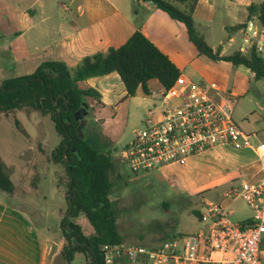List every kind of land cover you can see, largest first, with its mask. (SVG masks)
I'll return each instance as SVG.
<instances>
[{
    "label": "rangeland",
    "instance_id": "374dc122",
    "mask_svg": "<svg viewBox=\"0 0 264 264\" xmlns=\"http://www.w3.org/2000/svg\"><path fill=\"white\" fill-rule=\"evenodd\" d=\"M236 68L245 92L239 97L226 90L237 99L238 109L263 116L264 79H254L243 66ZM219 70L210 67L197 72L188 65L186 76L194 85L215 83L210 82L209 77L221 74ZM151 87L153 91L158 90L155 84ZM123 98L118 102L123 105L116 112L89 108L81 128L88 145L108 154L114 164L108 172L109 199L122 243L154 247L172 237L195 233L202 226L194 212H199L205 201L220 203L223 209L231 210L232 221L251 217V211L240 198L222 201V195L237 187L254 169L253 157L248 151L215 148L189 159L186 166L133 174L116 152L130 140L134 130L144 127L146 111H154L152 115H155L166 106L156 97L145 95L141 88L134 97ZM233 118L243 129H250L245 123L241 124L235 109ZM15 120L24 133L16 129ZM58 142L47 116L26 109L0 114V159L10 170L13 186L12 195L0 192V196L27 213L33 225L46 236L53 264H86L80 253L70 262L60 255L66 245L62 234L66 225L62 223L64 218L77 224L85 236L91 235L93 230L84 216H70L64 167L51 160Z\"/></svg>",
    "mask_w": 264,
    "mask_h": 264
},
{
    "label": "crops",
    "instance_id": "0c3cea01",
    "mask_svg": "<svg viewBox=\"0 0 264 264\" xmlns=\"http://www.w3.org/2000/svg\"><path fill=\"white\" fill-rule=\"evenodd\" d=\"M259 1L197 0L192 13L195 28L220 55L239 51L242 32L234 28L248 21L247 7ZM136 31L179 69L177 82H189L188 65L197 72L216 67L221 74L209 77L210 82L239 97L245 92L235 66L199 55L182 23L152 3L138 0H0V81L31 74L46 61L62 62L72 69L86 56L123 45ZM153 84L157 91L151 89ZM78 85L100 94L98 103L86 99L92 110L116 112L123 105L118 102L125 90L116 73L91 77ZM147 87L149 93L163 88L156 80L148 81ZM235 115L250 128L246 131L264 127V115L241 111L237 105ZM45 237L27 213L0 196V264H53Z\"/></svg>",
    "mask_w": 264,
    "mask_h": 264
},
{
    "label": "trees",
    "instance_id": "16d2710c",
    "mask_svg": "<svg viewBox=\"0 0 264 264\" xmlns=\"http://www.w3.org/2000/svg\"><path fill=\"white\" fill-rule=\"evenodd\" d=\"M152 3L172 20L182 23L187 38L199 55L214 62H229L232 66H243L254 79H264V59L254 49L247 53L235 51L220 55L214 51L195 28L192 13L197 0H138ZM178 5H183V8ZM248 20L255 17L264 28V0L247 7ZM244 25L234 28L242 29ZM116 73L123 84L125 99L135 96L138 88L149 95L147 83L156 80L163 88L174 85L179 69L140 32H134L117 48L84 57L74 68L69 69L62 62H42L31 74L0 81V114L7 115L17 110H30L47 116L53 125L59 142L51 153V160L64 167L67 177V193L72 218L82 215L88 221L93 233L82 234L77 224L63 219L69 226L62 234L66 245L60 255L70 262L74 255L84 256L86 264H103L99 253L101 245L121 242L117 232L116 218L109 199L111 182L108 172L114 164L108 154L91 148L84 139L80 121L73 115L92 98L97 103L100 94L93 88L82 89L78 83L91 77ZM88 104L85 109L87 114ZM19 132L24 131L15 120ZM66 160V161H65ZM10 170L0 159V192L13 194ZM196 216L198 212H194ZM64 226V227H65Z\"/></svg>",
    "mask_w": 264,
    "mask_h": 264
},
{
    "label": "built area",
    "instance_id": "2783aa9c",
    "mask_svg": "<svg viewBox=\"0 0 264 264\" xmlns=\"http://www.w3.org/2000/svg\"><path fill=\"white\" fill-rule=\"evenodd\" d=\"M239 51L254 49L264 56V28L255 17L241 29ZM166 107L146 111L144 127L133 131L116 155L133 174L150 173L188 160L215 148L249 151L254 168L222 201L241 199L251 217L232 221L233 212L220 203L205 201L197 216L201 228L154 247L106 243L99 253L103 264H264V127L244 130L233 118L237 99L216 83L176 82L159 93ZM155 110V106H153Z\"/></svg>",
    "mask_w": 264,
    "mask_h": 264
},
{
    "label": "water",
    "instance_id": "95a60500",
    "mask_svg": "<svg viewBox=\"0 0 264 264\" xmlns=\"http://www.w3.org/2000/svg\"><path fill=\"white\" fill-rule=\"evenodd\" d=\"M86 107H87V104L83 103V106L77 112H75L73 115V118L75 121H80V127H82L84 125L83 118L86 115V112H85ZM70 207H71V204H70V200H69V209H70ZM68 213H69V211H68ZM68 228H69V226L64 227L65 230H67Z\"/></svg>",
    "mask_w": 264,
    "mask_h": 264
}]
</instances>
